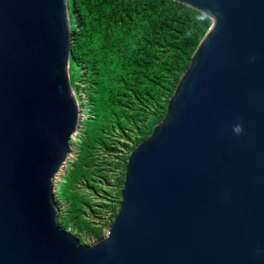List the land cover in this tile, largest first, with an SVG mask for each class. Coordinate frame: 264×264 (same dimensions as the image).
<instances>
[{
  "label": "water",
  "instance_id": "water-1",
  "mask_svg": "<svg viewBox=\"0 0 264 264\" xmlns=\"http://www.w3.org/2000/svg\"><path fill=\"white\" fill-rule=\"evenodd\" d=\"M173 1L209 26L85 245L52 202L78 112L66 1L0 0V264H264V0Z\"/></svg>",
  "mask_w": 264,
  "mask_h": 264
},
{
  "label": "trees",
  "instance_id": "trees-1",
  "mask_svg": "<svg viewBox=\"0 0 264 264\" xmlns=\"http://www.w3.org/2000/svg\"><path fill=\"white\" fill-rule=\"evenodd\" d=\"M69 27L68 73L71 88L82 81L86 108L84 138L79 154L65 175L57 198L68 202L56 223L65 229L70 222L78 232L94 238L103 227L84 217L82 205L89 201L77 194L73 182L89 181L96 171L92 149L98 144L113 150L106 136L113 130L132 142L133 150L146 139L165 114L167 100L191 54L209 26L201 13L173 0H65ZM128 153L112 174L120 190ZM95 166V164H94ZM75 170L72 173V170ZM112 170V169H111ZM119 202L110 204L112 223ZM109 204L104 203L103 208ZM79 237V236H78Z\"/></svg>",
  "mask_w": 264,
  "mask_h": 264
},
{
  "label": "rangeland",
  "instance_id": "rangeland-1",
  "mask_svg": "<svg viewBox=\"0 0 264 264\" xmlns=\"http://www.w3.org/2000/svg\"><path fill=\"white\" fill-rule=\"evenodd\" d=\"M75 84L72 91L74 94L78 95L79 100L82 101L84 99L82 90L83 83L82 81H77ZM86 117H88L86 108L79 103L77 124L69 140L66 158L52 181V202L56 213L59 215H64L66 213L68 202L58 200L57 191L65 183V175L68 173L69 169H71L72 164L76 161L79 154L78 146L84 138L83 122ZM106 141L110 142V147L114 149L106 150L97 144L95 148L91 150L93 163L95 164V166L93 164V167L96 168V171L90 175L89 181L77 180L73 182L74 191L89 201L87 204L82 205V211L85 214L84 217L94 225L102 226L103 236L108 228L107 222L110 216H112L110 204L116 205L120 201V196L118 197L117 195L119 185H117L116 179L112 177V174L118 176V174L122 172L121 167L118 166L119 162H121L120 158L130 152V148L126 147V145H132L130 140H127L126 137H122L115 130L106 136ZM74 171L73 169L72 173H74ZM104 203L109 204V206L103 208ZM64 230L71 234H75L77 231L76 227H73L70 222ZM77 234L80 243L85 245H90L99 239L80 232Z\"/></svg>",
  "mask_w": 264,
  "mask_h": 264
},
{
  "label": "clouds",
  "instance_id": "clouds-1",
  "mask_svg": "<svg viewBox=\"0 0 264 264\" xmlns=\"http://www.w3.org/2000/svg\"><path fill=\"white\" fill-rule=\"evenodd\" d=\"M207 13H202L199 17V19L203 20V19H206L207 18ZM233 131L236 133V134H240L242 131H243V128H242V125L240 124H237L234 126V129Z\"/></svg>",
  "mask_w": 264,
  "mask_h": 264
}]
</instances>
